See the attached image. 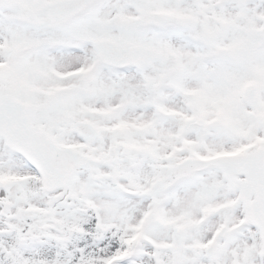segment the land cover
<instances>
[{
  "label": "snow or ice",
  "instance_id": "1",
  "mask_svg": "<svg viewBox=\"0 0 264 264\" xmlns=\"http://www.w3.org/2000/svg\"><path fill=\"white\" fill-rule=\"evenodd\" d=\"M0 264H264V0H0Z\"/></svg>",
  "mask_w": 264,
  "mask_h": 264
}]
</instances>
